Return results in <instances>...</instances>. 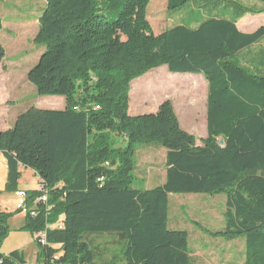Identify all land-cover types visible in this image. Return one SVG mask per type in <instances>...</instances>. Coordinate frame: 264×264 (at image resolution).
Masks as SVG:
<instances>
[{"label":"trees","instance_id":"16d2710c","mask_svg":"<svg viewBox=\"0 0 264 264\" xmlns=\"http://www.w3.org/2000/svg\"><path fill=\"white\" fill-rule=\"evenodd\" d=\"M44 1L34 38L44 52L27 79L39 97L64 98L65 109L29 108L0 130L3 192L18 190L20 168L33 171L47 190V203L29 211L22 228L45 233L47 246L36 243L37 264H191L187 232L168 228L172 194H224V227L196 226L213 238L244 237L243 264H264V54L259 62H238L260 44L264 27L250 34L236 27L248 14H264V0H256L258 7L167 0L168 11L187 7L191 14L197 3L203 16L159 35L146 18L150 0ZM4 56L0 45V64ZM163 66L207 82L200 145L181 129L169 101L155 113L129 115L130 84ZM113 135L124 147H114ZM137 145L165 150L162 184L132 187ZM26 195L33 208L42 192ZM13 214L0 212V247ZM60 215L62 229L47 228ZM104 234L102 248L86 238ZM0 264L26 262L13 251L0 253Z\"/></svg>","mask_w":264,"mask_h":264},{"label":"rangeland","instance_id":"374dc122","mask_svg":"<svg viewBox=\"0 0 264 264\" xmlns=\"http://www.w3.org/2000/svg\"><path fill=\"white\" fill-rule=\"evenodd\" d=\"M231 1L246 7L261 6L256 0ZM166 2L167 0H150L147 7L146 18L154 35H159L175 25H192L195 20H199L203 16L202 11L197 8V3L191 6L190 9H194V12L189 14L187 7L182 11H168ZM44 5V0H0V19L2 21L0 45L5 52L4 59L0 64L1 131H6L3 128L4 122L8 121L12 127L16 118L29 108L49 110L51 107L60 106V102L57 100L60 99L59 97H39L34 86L27 79L29 71L37 64L44 52L43 47H38L34 43L39 28L38 19ZM243 20L244 24L245 21H248L245 26L249 27V30H256L264 25V14H248ZM261 46L264 49V38L261 41ZM238 62L241 61L238 59ZM190 81H196L201 87L202 93L207 95V82L201 74H172L166 66L151 70L130 84L128 92L129 115L145 114L150 109H155L156 104L159 108L162 103L169 101L181 129L193 135L198 140L197 144L200 145V140L206 137V98L197 112L192 108L185 107L189 100L186 94L190 88L188 85L192 83ZM178 84L182 86L178 87ZM146 100L148 101L147 106L141 107ZM134 109L138 110L137 114L132 113ZM112 139L115 148L124 147L121 137L113 135ZM133 162V188L151 189L162 183L165 176V150L163 148L153 145H137ZM154 177H158V180ZM2 178L0 168V182ZM23 178L27 188H37L36 190H38L37 179L28 170L23 173ZM1 200L0 204L5 208L3 210L5 213H11L8 211L15 209L16 204L10 196H3ZM225 202L224 194L170 195L168 228L187 232L191 264L244 263V237L233 240L213 238L196 226L199 225L211 231L221 230L224 227ZM13 213L15 214V212ZM62 218L63 215H60L57 221ZM10 225V232L1 245V247L3 246L1 251L7 252L9 248L17 244L16 246L19 248L22 246L27 262L37 264L35 259L40 248L36 244L35 234L31 235L27 231L16 233L15 228L18 226L16 220L12 221ZM107 236V234L88 235L86 238L88 241L91 240L94 246L99 245L102 248L107 242Z\"/></svg>","mask_w":264,"mask_h":264},{"label":"crops","instance_id":"0c3cea01","mask_svg":"<svg viewBox=\"0 0 264 264\" xmlns=\"http://www.w3.org/2000/svg\"><path fill=\"white\" fill-rule=\"evenodd\" d=\"M245 17H243L242 19H240L237 23H236V27L237 29L242 32V33H246V34H250V33H253L255 32L256 30H249V27L245 26V24L248 22V21H245V24H244V19ZM261 27H264L261 26ZM252 31V32H251ZM262 51H264L263 47L261 46V42L260 44L258 43L257 45H254V46H251L247 49H245L241 54H240V59H241V64L242 65H246L247 63H250V62H253V61H257L259 62V58L262 57V55L264 53H262ZM142 83V82H141ZM139 83V84H141ZM138 85V84H137ZM136 85V86H137ZM60 99H57L59 102H60V106L59 107H51L49 110H64L65 109V99L62 98V97H59ZM147 100L144 101V103L142 104L141 107H146L147 106ZM153 104V103H152ZM151 107H154L153 105H151ZM156 108L155 109H150L148 112H146L145 114H149V113H155L157 110H158V104H156L155 106ZM137 110V109H136ZM134 109V111H132L133 114H137L138 110L136 111ZM129 112V111H128ZM142 115V114H141ZM12 125V124H11ZM3 128L7 131L9 129H11V126L9 125V122L6 121L4 122V125H3ZM0 129H1V126H0ZM206 138V137H205ZM0 168L2 170V180L0 182V191L2 192L4 190V186H5V183H6V174H7V169H6V161L5 159L3 158L2 154H0ZM27 169H23V168H20L19 171H20V174H21V177L18 181V190H21V191H24V192H30V191H35L37 188H33V189H30V188H27V186L25 185L26 181L25 179L23 178V173L26 171ZM33 176H35V178L37 179V182H38V185H39V179L38 177L34 174L33 171L31 170H28ZM154 179H157L158 180V177H154ZM161 181V179H160ZM162 183L164 182V179L163 181H161ZM161 183V184H162ZM10 196V198L15 202L16 204V198L14 196V194H7V193H1L0 194V201L1 198L3 196ZM170 197V196H169ZM1 205V204H0ZM5 208L2 207V205L0 206V212H4ZM8 212H16V208L12 211H8ZM16 220L18 222V226L17 228H15L16 230V233L20 232V231H23L22 228L24 227L25 225V215L21 214V213H15L13 214V216L10 218L9 220V228L11 227V222ZM26 232V231H23V233ZM19 234V233H18ZM32 235V234H31ZM17 244H15V246H12L11 248H9L7 250V252H2L1 249H3V246L0 248V253L7 256L8 254H10L11 252L13 251H19L23 254V257H24V260L26 262V264H29L26 259V256L23 252V248L22 246H20L21 248H19L18 246H16ZM35 263H37V258L35 259Z\"/></svg>","mask_w":264,"mask_h":264},{"label":"built area","instance_id":"2783aa9c","mask_svg":"<svg viewBox=\"0 0 264 264\" xmlns=\"http://www.w3.org/2000/svg\"><path fill=\"white\" fill-rule=\"evenodd\" d=\"M38 190L42 192V196L34 200L32 205L33 208H29L26 205V201H27L26 192L17 190L15 193H13L16 198V205H15L16 211H19L21 214L26 215L29 211H32V209H36L38 205H45L47 203V190L41 186L38 187ZM47 209L49 210L50 208L48 207ZM32 214L34 213L32 212ZM62 227H63V218L57 221L54 225L47 226V228L49 229H55V228L62 229ZM35 237L38 244H40L43 247L47 246L44 232L35 234Z\"/></svg>","mask_w":264,"mask_h":264},{"label":"bare ground","instance_id":"6f19581e","mask_svg":"<svg viewBox=\"0 0 264 264\" xmlns=\"http://www.w3.org/2000/svg\"><path fill=\"white\" fill-rule=\"evenodd\" d=\"M190 82L192 83L188 85L190 88H189L188 94H186L189 100L187 101V105L185 107L192 108L194 109L195 112H197L200 110L202 106L201 104L203 103V100H205L206 98V94L202 93L200 89L201 87L199 86L198 83H196V81H190ZM182 84L184 85L185 83H182ZM174 85H177V83H174ZM179 86L181 87L182 85L178 84V87ZM177 93H179V91H177ZM205 93H206V90H205Z\"/></svg>","mask_w":264,"mask_h":264},{"label":"water","instance_id":"95a60500","mask_svg":"<svg viewBox=\"0 0 264 264\" xmlns=\"http://www.w3.org/2000/svg\"><path fill=\"white\" fill-rule=\"evenodd\" d=\"M218 144H219L220 146L223 147V145H224V141H223L222 139H220V140L218 141Z\"/></svg>","mask_w":264,"mask_h":264}]
</instances>
